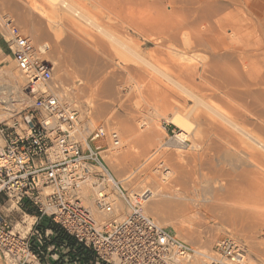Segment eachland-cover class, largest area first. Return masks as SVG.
<instances>
[{
  "label": "rangeland",
  "instance_id": "1",
  "mask_svg": "<svg viewBox=\"0 0 264 264\" xmlns=\"http://www.w3.org/2000/svg\"><path fill=\"white\" fill-rule=\"evenodd\" d=\"M65 1L68 3L69 8L78 11L82 16V18H75L76 16L74 17V15L71 16L76 20V22L73 20V18L71 19L75 23H77V25L80 26L82 29H85L87 33L92 32L91 37L97 36V38H102L101 40H103L104 42L100 40L101 44H97V43L95 44L93 42L92 44L91 40L90 43L88 42L90 38L86 39V36L84 35L80 36V34L78 36L75 27L73 28L71 23L68 22L67 20L68 18H70V15L68 16V14L70 13H67V11L61 13V10L64 11L65 9L57 6V8L60 9L58 10L55 7V5H51L53 8L55 7L57 9L56 10L54 8L56 12L48 8H44L43 9L44 11L40 10L37 12L36 10H34L35 3L33 2V0H0V23L4 17L11 19L13 23L22 31L24 37L30 42L36 56L39 59L49 63L50 67H52V74L54 79L58 81L62 86L68 88V90L70 91L69 100L76 108L79 109L83 124L88 125L89 129H91L90 131L93 132V138L91 143L92 147L96 149V151L98 152L99 157L102 159L107 170L114 177L115 180H121L129 176L125 181H122L120 186L125 188L127 191L129 190L130 192H134L136 194L142 193L145 195L144 198L146 197L150 198L147 199L145 208L148 207V205H150L156 199L161 198L159 197L160 192L157 194L156 190L157 192L160 191L161 187H165L168 183L167 182L168 178L163 177L164 173H166L165 171L166 168L172 167L171 169H174L175 171V169L177 168L176 165H179L178 163L180 164L184 163L188 166L186 167L187 171L188 169L190 170V168L194 169V164H193L194 161L192 159L193 153H197L198 151H201L202 148L205 147V145L207 146V144H208V148L211 149V147H209V143L210 145L215 147L217 146V144L218 145L220 144L221 147L218 146L219 154L221 151H224L221 152V154H223L224 156H227L228 154V157L222 159L224 157L221 158L220 157L221 154L219 155L217 153L220 157L219 158L218 155L215 153L218 152L217 149L216 150L212 149L211 152L217 155L218 158H214L216 156L210 153L211 155L208 158H210V160L212 161L207 162L208 161L207 159V161L202 163L203 165L197 167L196 177H198V181L201 182V180L204 179L203 177L206 178L210 175V177L206 178V180L209 179L211 181L210 178L216 175L215 168L217 169L220 168L221 166H222L221 168L224 169L227 168L226 170L230 172L228 174L232 173L231 174L232 176L236 172L235 175H238L239 179H236L237 177L234 178L235 176H233L234 180H232L233 179L232 176L226 174L227 176H231L228 177L230 178L228 179L229 182H227V180L226 182L232 185L234 182L237 184L238 182L237 180H239L240 181L238 182L240 184L239 187L248 195V197L252 195V192H254L253 190L256 191L258 195L257 197H259V199L258 202L256 203V208L252 209V212H254L256 216H258L256 217V219L258 218L259 220L257 221L259 222H257L256 220L251 222L246 221L245 218L243 220L238 219L235 221H230V219L227 218V216H224L221 213L219 214V212L217 211H212L211 213H208V215H205V217L194 216L195 218L193 217V220L190 222H180L182 221L183 218L181 217L179 218L177 216L179 210L176 207V205L172 203L173 200L163 199V201H165L166 203L165 202L163 203L162 208L168 217L166 218L167 220L165 225H163V227L168 228L175 235L176 234L179 235L186 241L183 240L182 238H179L180 240L192 246H196L199 249H210L218 240L226 237L239 240L248 248V251L255 260L261 261V258L258 256H259V252L262 253V250L264 253V151L261 150L262 148L260 149V147L257 146V143L260 142L261 145L262 144L264 145V86L257 85L254 82H252L253 84L252 86H246V84L242 85V88L239 89L241 90L242 93L239 92L235 93L232 87H228V93L225 94L224 96H220V94L217 95L218 93L211 94L213 92V87L216 86V84H212L211 82L208 81L214 80L216 83L217 81L222 83V81L219 80L220 76L217 77V79L215 80L216 76L212 75L211 77L210 76L211 74H209V78L204 79L205 81L204 80L202 81L198 75H197L198 77L195 76L193 81H199V82H194L196 83L194 88L190 87L189 85L190 83H192V81L186 79L188 80L187 81L189 83L188 84L185 83L186 80L184 81L181 80L182 83L184 82L183 85L185 87L186 85L187 87H190L188 88L189 91L192 90L189 93L187 92L188 89H186L187 95L181 93L178 90V92L180 93L179 94L177 92V89L174 90L175 87L172 86V83H174L175 81L176 83L178 81L180 82V80H177L179 79V77L176 78L179 67L176 68L175 66L178 64V62L179 63L184 62L183 64L187 66L195 65L198 66L199 68L202 67L206 68L205 66H203L205 63L209 65L210 63L214 64L215 62L216 64L214 65L217 66L218 68H221V70L223 68L222 66H224L223 64H225V66L228 68L227 70L228 71L231 70L233 72L235 71V66H240L241 68L243 67L241 70L240 68H238L240 71L245 72L244 70L246 69L247 70L246 72L252 71V73H254V76L252 77L250 76L252 74H249L248 72L247 75H245L244 77V83H245V79L247 78L256 79L255 68H258L257 66H259L262 69L259 61L254 57H248L246 55V52H244L243 49H241V47L239 48L238 46H236V42L243 43L244 38L234 35L228 36L227 34H222L219 32L212 33L210 35L205 34L199 37L206 38L209 44V48L201 47V48L191 49L189 47L190 48L189 49L188 47L184 48L182 46L181 43L183 42V38L185 40L191 41L196 37L190 35V33H188L187 31L182 33L180 37H177L178 38L177 40L175 39L176 41L180 40L179 41L180 43L176 42L175 40L170 41L168 39H165L164 36L160 37L158 35L157 36L154 35L155 33L154 28H153L154 36L151 35L152 32L147 33L150 35H146V32L149 29L148 28L146 30L147 27L154 25L157 26L158 24H159L158 26H160L161 24L164 27L167 26L170 28L171 26H175L184 19L181 13V9H179L180 11L174 12L175 9L172 6H182L181 3H177V1L174 0L162 1L163 3L161 2L158 3V1L156 3L155 2L156 0L155 1L154 0H110V1L109 0L106 1L105 0H65ZM113 1L115 3H112ZM252 1H254L255 3L254 8L252 9L257 10L260 13V15H258V18H260L264 22V6L261 7L260 4L258 3V0H252ZM113 4H116L114 9L112 7ZM117 5L118 7H116ZM45 6H50V5L46 3ZM212 6L213 9H217L220 12H226V14L231 19V21L240 20L245 17L240 9L230 4L229 0H212ZM110 7H112L113 10H111ZM68 12H71V15L73 13L71 9ZM122 12H124L125 14ZM42 15L45 17H43ZM64 15L68 16V18ZM127 16L129 19L133 18L130 21H133L135 19L134 21L138 22L137 23L138 25L136 24L138 28L139 27L141 28L139 24L142 25L143 28L145 26L144 29L145 32L143 28H142L143 31L141 30L143 34L145 33L144 35L142 34V32L140 33L136 32L139 29L137 30V28L135 27L136 25L134 21L132 22L134 24L131 23L128 24L129 19L126 20ZM86 20L92 22L94 26L96 25V27L98 28L100 27L102 30L104 29V31L106 30L107 33L109 32L110 33L109 35H111L114 38V41L110 42L109 39L107 38L104 39L100 33H97L98 34L97 35L95 33L96 32L95 28L87 26L88 24L86 23ZM124 22L128 25H125ZM5 34H6L5 29L3 27H0V85L6 87V85L4 84H7L9 81L7 74L9 71H12L14 74H16V77L20 83L18 84L19 86L16 90H18L19 88L23 89V83L15 69L11 51L6 43ZM36 39H37V43L38 41H41L40 42L41 44L39 43L38 45L40 46V48L35 47L37 45L36 42H34L35 45L33 43V41L34 40L36 41ZM153 41L155 42L153 43ZM161 41L162 42L164 41L166 44L161 45L164 44ZM73 43L76 45V47L79 46L81 49H84L86 51V53L81 52L84 53L85 57L83 56V54L80 55L81 53L78 54L79 53L78 50H76L77 51L76 53L74 48L75 45ZM69 44L70 45L73 44L74 47H72V45L70 46ZM123 46L124 49H126L127 53L125 52L124 49H122ZM173 46H177V47L173 48ZM114 49L116 50L117 53L115 52ZM183 50L185 52H183ZM165 51L169 53L170 56H173L174 59L173 57H170L169 54L167 57V53ZM129 52L131 55L129 54ZM176 53H181L182 55L184 54L183 58L185 60L177 61L176 60L177 56L175 55ZM157 55L159 56V58L162 59H159ZM213 55L214 57L216 55H220L222 56V58L220 59L219 58L220 56H218L220 60L216 59L217 57L214 60L212 59ZM223 55H225L224 58ZM262 57L263 56H261L260 58ZM138 58H140L141 60ZM168 58L172 59V60L170 59V62L172 61L174 63L177 61L175 63V66L172 62L171 63L169 62ZM143 63L146 64L143 65ZM147 63L150 64L151 67L154 66V69H156L157 71L159 72L161 71V73L163 72L162 74L169 76L168 78L170 79V81L168 82V80H166L165 77L161 78V76L163 75H157L161 73L155 72V70H151L149 66L147 67ZM211 64L209 65L210 67L213 66ZM169 69L177 71V73L175 72L176 75H172L174 71H171ZM210 69L212 71V68ZM166 70L170 71V72L168 71L169 74ZM215 70L217 72L216 67L213 68V71ZM171 79L172 81L174 80L175 81L171 82ZM200 82L206 85H202ZM162 83H164L165 85ZM198 83L199 86L197 85ZM191 86L193 85L191 84ZM196 86L198 88H201L202 86L203 89L199 90L198 88H196ZM170 88H172L173 91ZM0 91L6 92L7 89L6 90L1 89ZM160 92L162 95L160 94ZM188 93L189 94L195 93L194 95L196 97L198 95L199 98L200 97L203 98L206 96L207 97L205 99L206 104H210V105L216 104L215 106L217 107L220 106L221 108L219 107L218 108L220 109V114L224 117V119H228V121L230 122L233 121L234 123H236V126L238 128L240 127L239 129L243 130V132L247 133L248 136L250 135V138L253 137L254 139L252 138L251 140L250 138L246 137L247 139L251 140V141L249 140L247 141L245 136L240 134L238 131L236 132L231 127L229 129L228 126L226 127L228 131L225 130L223 127V129L225 130V134L227 135L226 136L227 139H225L224 131H223V135H221L222 128H220L221 133L218 132L220 127L218 124L217 125L219 127L216 126L218 127V129L216 128L217 130H215L213 129V127L211 128V126L214 125L212 120L205 121L206 118L205 119L204 117L202 118L203 115H201L199 119L195 118L197 115L195 114L194 116V113H197L199 109H200L199 113L200 111L201 112L203 111L201 110L202 108H198L197 110L192 111L193 108H191V106L193 107L194 101L191 97L188 98V96L192 95V94L188 95ZM206 93L207 95H205ZM209 93L213 96L215 95L216 96L212 98V96ZM201 94L204 95L202 96ZM164 98L167 100H163ZM175 100L176 102H174ZM165 101L166 102L169 101L168 103L170 105H172V103L175 104L174 111L180 113L179 116L181 118L185 116L184 120L186 121L185 122L186 125L187 126L190 125L189 126L190 130L188 131L190 134L189 138H192V136L195 135L197 127L198 129L201 128V130L199 129L201 132L202 131L204 132V130L207 129L205 131L207 134L203 133V135L206 136L203 144H200L201 147L199 146V144H197L198 147L196 145L194 149H192L191 147L193 146H191L192 144H190V142L182 144L183 146L180 145L181 147H179V144H177V142L175 141V136L178 134L179 130L173 124L170 123V120L172 119L174 113L169 112L171 108L170 109L168 108L171 106H168V104H167L168 110L165 108L166 106L164 104ZM176 105L178 107H176ZM173 107L174 106L172 105V108ZM200 120L202 121L200 122ZM123 125L124 126L127 125L129 127V133L133 135L136 134L138 135V137L141 136L142 141L135 143L136 145L134 147H132L134 144L131 145L130 150L133 149V151L131 150L133 155L131 154L130 157L124 156V158L122 159L123 162L121 161L120 166H116L112 160L106 161V159L103 158V155H105L103 153L107 149L113 148L112 139L110 138L111 132H117L115 134H117L118 140L120 141V146H119L120 153L123 154L126 152L127 150V147L125 146L126 135L122 128ZM204 126L206 128L202 129V127L204 128ZM209 126L210 128H207ZM229 130L234 134L229 132ZM100 133H103L105 137L104 138L105 140L104 139L102 140V142H104L103 144L102 142H100L101 140L99 141V139L97 138L100 137L98 136ZM237 133H239L240 135H238ZM230 134L232 135L231 137L229 136ZM210 137L212 140H214V142L209 141ZM215 138H217L218 142L215 141L216 140ZM239 138H241L242 142L240 141ZM254 140H256L257 142L256 141L254 142ZM211 142L212 143L216 142V144L213 145L211 144ZM221 143L223 146L221 145ZM108 145H110V147ZM263 150H264V146H263ZM257 151L259 152L258 154ZM224 153L227 154L225 155ZM248 153L251 154L256 153L255 156H257L258 159H256L257 157L255 156L253 157L254 154L251 155V157L255 158L254 161L256 160L255 161L256 163H254V161L252 160L253 158L251 159L249 156L250 154ZM134 155L136 156L132 158V156ZM211 156L213 157V159H211L212 158ZM214 159L215 160L217 159L216 162ZM221 159L223 160V162L221 161ZM176 160H178L179 162ZM250 160H252V163ZM109 162L111 164H109ZM219 165L221 166L218 167ZM210 167L212 169L214 168V170H212ZM241 167H243L242 169L245 171L246 174L242 173L241 170H240L241 174L239 173L240 175L237 173V171ZM231 168H233V172L229 171L231 170ZM234 169L235 170L237 169V171H234ZM241 175L243 177H241ZM173 176L175 175L173 174ZM194 177L195 176H193V178ZM150 183H152L151 186ZM159 185L160 187L158 188L157 186ZM200 185L202 184L200 183ZM204 185L206 184H203L202 186ZM210 187L212 188V186ZM209 188H207L208 192L206 189V194L202 193L204 194V196L208 195L205 197L211 196L207 194L209 193V191L211 192V189ZM147 190H150V192L152 193V195H150L149 193V197L147 196L148 194H146ZM199 194H201V192ZM11 210L13 211L9 214V211ZM0 212L10 217L11 225L15 227V231L21 232L22 235L24 234L29 235L32 232L30 231V228L34 223V219L24 217L18 209H16L14 206L11 207V203L8 202V200L3 196L0 197ZM149 216L155 220V218L152 215ZM252 222L258 225H254V224L251 225ZM16 225L18 226L16 227ZM50 238H53V236H50ZM262 260H264V258H262ZM0 264H3L2 257H0Z\"/></svg>",
  "mask_w": 264,
  "mask_h": 264
},
{
  "label": "built area",
  "instance_id": "2",
  "mask_svg": "<svg viewBox=\"0 0 264 264\" xmlns=\"http://www.w3.org/2000/svg\"><path fill=\"white\" fill-rule=\"evenodd\" d=\"M0 27L23 83L0 94V197L11 207L48 219L101 264H264L239 240L226 237L199 249L147 215L145 195L116 184L92 147L93 132L49 63L11 19L4 17ZM110 138L118 140L115 132ZM36 226L34 219L32 232L22 235L0 212L3 264H40L30 237L40 245L52 233Z\"/></svg>",
  "mask_w": 264,
  "mask_h": 264
},
{
  "label": "bare ground",
  "instance_id": "3",
  "mask_svg": "<svg viewBox=\"0 0 264 264\" xmlns=\"http://www.w3.org/2000/svg\"><path fill=\"white\" fill-rule=\"evenodd\" d=\"M106 1V0H105ZM110 1V0H109ZM155 1V0H154ZM157 1H158V3L159 2H161V3H163L162 1H166V0H156L155 2L157 3ZM174 1H177V3H181L182 4V6H172L174 9H175V11L174 12H176V11H180L179 9H181V13H182V16H183V20L181 21V22H179L178 24H176L175 26H171L170 28L169 27H164L163 25H161L160 24V26H156V25H154V26H150V27H147L146 28V30L148 29V31L146 32V35H150V34H147V33H151V35L152 36H154V35H158V36H160V37H165V39H168V40H177L178 38L177 37H180V35H182V33H184L185 31H187L188 33H190V35H192V36H195L196 38H194L193 40H185L184 38H183V42L181 43L182 44V46L184 47V48H209V44H208V41L206 40V38H203V37H199V36H203V35H205V34H212V33H222V34H227L228 36H230V35H234V36H240V37H243L244 38V41H243V43H238V42H236V46H238L239 48L241 47V49H243V51L244 52H246V55L248 56V57H254L255 59H257L258 61H259V63H260V65H261V67H262V69L259 67V66H257L258 68H255V73H256V75H255V77H256V79L255 78H247V79H245V83H244V77H245V75H247V73L249 72V74H252V75H250V76H254V73H252V71H248V72H246L247 70L245 69L244 71L245 72H242V71H240L242 68L240 67V66H235V71L233 72V71H231V70H227L228 68L225 66V64H223L224 66H222L223 68H222V70H221V68H218L217 66H215L214 64H216L215 62H214V64L212 63H210L211 65H213L212 67H210L207 63H205L203 66H205L206 68H204V67H202V68H199L198 66H193V65H191V66H187V65H184L183 63H179L178 62V64L175 66V63L177 62V61H184L185 59L183 58L184 56V54L182 55L181 53H176L175 55L177 56L176 58V62H172L173 64H174V66L176 67V68H178L177 70H178V74H177V76H176V78L177 77H179V79H177V80H180V82L178 81L177 83H176V81L174 82V81H172V79H171V82H174V83H172V86H174L175 87V89L174 90H176L177 89V92H178V90L181 92V93H184V94H186V89H188V88H190V87H193L194 88V86L196 85V83H194V82H199V81H193L194 80V78H195V76L196 77H198L199 76V78L203 81L204 79H206V78H209V74H211L210 76L212 77V75H214V76H216L215 77V80L217 79V77H219L220 76V79L219 80H221L222 81V83H220L219 81H217V83L214 81H208V82H211L212 84H216V86H214L213 87V92L212 91H210V92H212L211 94H217V95H219L220 94V96H224L225 94H227L228 93V87H232L233 88V90L235 91V93L236 92H239V93H242L241 92V90H239L240 88H242V85H245L246 84V86H252L253 84H252V82H254L255 84H257V85H263L264 86V71H263V69H264V22H263V20H261L260 18H258V15H260V13L257 11V10H253L252 8H254V6H255V3H254V1H249V0H229V2H230V4H232L234 7H237L238 9H240L241 11H242V13L244 14V18H242V19H240V20H236V21H231V19L228 17V15L226 14V12H220L219 10H217V9H213V6H212V0H174ZM33 2L35 3V6H34V10H36L37 12L38 11H40V10H43L44 8H48V9H51L52 11H54V12H56L55 11V9L57 8V6H59V7H61V8H63V9H65L64 11L63 10H61V13L63 12H65V11H67V13H70V14H68V16L70 15V18H68V16H66V15H64V16H66L67 18V20H68V22H70L71 23V25H72V27L74 28L75 27V29H76V32L78 33V36H79V34H80V36H82V35H84V36H86V39H89V43H90V40H91V43L93 42V43H97V44H101V41L102 42H104L103 40H101L102 38H97V36H93V37H91V33H87V31L85 30V29H82L80 26H78L77 25V23H75L76 22V20L73 18V17H71V16H73L74 15V17L75 18H82V16H81V14L78 12V11H76V10H74V9H72V8H69V6H68V3L65 1V0H33ZM48 3L50 6H45V4L46 3ZM110 3V2H109ZM112 3H115L114 1L112 2ZM258 3L260 4V6L261 7H263L264 6V0H258ZM118 4V3H117ZM51 5H55V9L51 6ZM114 5V6H113ZM112 5V7H113V9H114V7H115V5L116 4H113ZM119 5V4H118ZM118 5L116 6V7H118ZM175 5H176V3H175ZM121 6V5H120ZM112 7H110L111 8V10H113L112 9ZM58 9V8H57ZM56 9V10H57ZM70 9L72 10V15H71V12H68V11H70ZM119 9V8H118ZM33 10V11H34ZM58 10H60V9H58ZM35 11V12H36ZM44 11V10H43ZM118 11V10H117ZM116 11V12H117ZM42 12V11H41ZM46 12V11H45ZM58 12V11H57ZM157 12V11H156ZM122 13H124V12H122ZM66 14V13H65ZM121 14V13H120ZM125 14V13H124ZM128 14V13H127ZM131 14V13H130ZM44 15V14H43ZM42 15V16H43ZM118 15V14H117ZM43 17H45V16H43ZM129 17H130V15H129ZM71 18H73V20L75 21H73ZM135 18V17H134ZM65 19V20H66ZM119 19V18H118ZM125 19V18H124ZM129 18H128V16L126 17V20H128ZM133 18H130L129 19V23L128 24H134V23H132L133 21H130V20H132ZM100 21H102V20H100ZM122 21H124V20H122ZM126 22V21H125ZM124 22V23H125ZM135 22V25L138 23V22H136V21H134ZM78 23H80V22H78ZM86 23L88 24L87 26H90V27H92V28H95V33L97 34V33H100L102 36H103V38L104 39H109V41L110 42H113L114 41V38L111 36V35H109L110 33L108 32H106V30L104 31V29L102 30L100 27V29L98 28V27H96V25L94 26L93 25V23L92 22H90V21H88V20H86ZM115 23V22H114ZM83 24H85V23H83ZM128 24H126L125 23V25H128ZM70 25V24H69ZM82 25V24H81ZM113 25V24H112ZM138 25V24H137ZM135 26L136 28H137V30L138 31H136L137 33H140V32H142L144 29H145V26H144V28L142 27V25H140L139 24V26H141V28L139 27L138 28V26ZM25 26H26V24H25ZM84 26V25H83ZM133 26V25H132ZM132 26H130V27H132ZM163 26V27H162ZM22 27H23V25H22ZM71 27V26H70ZM89 27V28H90ZM115 27V26H114ZM135 27H134V29H135ZM160 27V28H159ZM121 28V27H120ZM142 28H143V30H142ZM153 28H154V35H153ZM162 28H164V29H162ZM170 29V30H168V29ZM74 29V30H75ZM115 29V28H114ZM167 29V30H166ZM131 30V29H130ZM142 30V31H141ZM152 30V31H151ZM109 31V30H108ZM144 32H145V30H144ZM30 34V33H29ZM142 34H143V32H142ZM145 34V33H144ZM143 34V35H144ZM33 35V34H32ZM98 35V34H97ZM83 36V37H84ZM198 36V37H197ZM100 37V36H99ZM146 38V37H145ZM181 38H182V36H181ZM35 39V38H34ZM38 39V38H37ZM37 39H36V41L34 40H32L33 41V43L34 42H36L37 43ZM85 39V38H84ZM98 39V40H97ZM148 39H149V36H148ZM180 39V38H179ZM101 40V41H100ZM161 40V39H160ZM175 40V41H176ZM87 41V40H86ZM180 40H178V41H176V42H179ZM41 41H38V43H37V45L35 46V47H38V48H40V46H38L39 45V43H40ZM99 42V43H98ZM118 42V41H117ZM155 41H153V43H154ZM162 42V41H161ZM160 42V43H161ZM174 42V41H173ZM92 43V44H93ZM157 43V42H156ZM162 43H164V44H161V45H165L166 43L163 41ZM180 43V42H179ZM41 44V43H40ZM74 44V43H73ZM73 44H71L72 45V47H74V45ZM159 44V43H158ZM168 44V43H167ZM34 45H35V43H34ZM43 45V44H42ZM41 45V46H42ZM70 45V44H69ZM70 45V46H71ZM160 45V46H161ZM169 45V44H168ZM77 46H78V44H77ZM172 46V45H171ZM178 46V45H177ZM177 46H173V48L174 47H177ZM79 47V46H78ZM78 47H76V45H75V51L76 50H78L79 51V53L78 54H80L81 52H84V53H86V51L84 50V49H81L80 47V49L78 48ZM113 47V46H112ZM116 47V46H115ZM167 47V46H166ZM76 48H78V49H76ZM126 48V47H125ZM170 48V47H169ZM189 48V49H190ZM116 49H118V48H116ZM122 49H124V46H123V48ZM121 49V50H122ZM177 49V48H176ZM115 50V49H114ZM119 50H120V48H119ZM118 50V51H119ZM125 50V52H126V49H124ZM196 50V49H195ZM176 51V50H175ZM114 52V51H113ZM115 52H116V50H115ZM166 52V51H165ZM169 52H170V50H169ZM183 52H185L184 50H183ZM76 53H77V51H76ZM84 53H81L80 55H82L83 54V56L85 57V55H84ZM117 53V52H116ZM124 53V52H123ZM127 53V52H126ZM158 53V52H157ZM167 53V52H166ZM129 54H130V52H129ZM160 54V53H159ZM168 54L169 53H167V57H168ZM131 55V54H130ZM136 55V54H135ZM162 55V54H161ZM160 55V56H161ZM166 55V54H165ZM172 55H173V53H172ZM87 56V55H86ZM152 56V55H151ZM169 56H170V54H169ZM218 56H220V55H216L215 57H214V55H213V57H212V59H214L215 60V58L216 59H221L222 58V56H220L219 58H218ZM224 56L225 55H223V58H224ZM261 56H263L262 58H260ZM83 57V58H84ZM153 57V56H152ZM157 57L159 58V56L157 55ZM156 57V58H157ZM170 57H173V56H170ZM82 58V59H83ZM127 58V57H126ZM133 59V58H132ZM137 59V58H136ZM138 59H140V58H138ZM159 59H162V58H159ZM158 59V60H159ZM171 59V58H170ZM170 59L168 58V60H169V62H170ZM173 59H174V57H173ZM219 59V60H220ZM141 60V59H140ZM172 60V59H171ZM142 61H143V59H142ZM145 61V60H144ZM151 61V60H150ZM153 61V60H152ZM167 61V60H166ZM170 62V63H171ZM133 63H135V62H133ZM142 63V62H141ZM149 63V62H148ZM147 63V67L149 66L150 67V69L151 70H155V72H159V71H157L156 69H154V66L153 67H151V65L150 64H148ZM167 63V62H166ZM146 64V63H145ZM144 63H143V65H145ZM187 64V63H186ZM207 64V65H206ZM169 65V64H168ZM257 65V64H256ZM201 66V65H200ZM129 67V66H128ZM170 67V66H169ZM217 68V72H216V70L215 71H213V68ZM156 68V67H155ZM166 68V67H165ZM172 68V67H171ZM210 68H212V71H211V69ZM238 68H240V70L238 69ZM263 71H261L260 69ZM149 69V68H148ZM168 69V68H167ZM174 69V68H173ZM220 69V70H219ZM169 70H171V69H169ZM169 70H166L167 72L169 71ZM175 70V69H174ZM174 70H171V71H174ZM218 70H219V72H218ZM252 70V69H251ZM143 71V70H142ZM165 71V72H166ZM166 72V73H167ZM170 72V71H169ZM169 72H168V74H169ZM175 72L177 73V71H174L173 73H172V75H176L175 74ZM232 72H233V74H232ZM251 72V73H250ZM146 73V72H145ZM159 73H161V71L159 72ZM163 73V72H162ZM157 74V75H163V76H161V78L162 77H165V79L166 80H168V82L170 81V79L168 78L169 76H166L165 74ZM170 73V74H171ZM207 74H208V76H207ZM232 74V75H231ZM8 78H9V81H8V83L7 84H4V85H6V87H4L3 85H0V90L1 89H4V90H6L7 89V92H10V91H18V90H16L17 88H18V84H20L19 83V81H18V79H17V77H16V74H14L12 71H9L8 72ZM149 75V74H148ZM198 75V76H197ZM154 76V75H153ZM207 76V77H206ZM149 77H151V76H149ZM172 77V76H171ZM159 79V78H158ZM186 79H188V80H190V81H192V83H188L187 81L188 80H186ZM211 79V78H210ZM252 79V80H251ZM181 80L182 81H184V80H186L185 81V83H188L189 85H190V87H187V85H186V87L183 85V83L181 82ZM199 80V79H198ZM151 81V80H150ZM157 81V80H156ZM161 81V80H160ZM164 81V80H163ZM205 81V80H204ZM206 81V82H207ZM154 83V82H153ZM201 83V82H200ZM161 84V83H160ZM162 84H164V83H162ZM191 84L193 85V86H191ZM202 85H206V84H204V83H201ZM165 85V84H164ZM163 85V86H164ZM188 85V86H189ZM198 86H199V83L197 84ZM208 85V84H207ZM161 86V85H160ZM171 86V87H172ZM167 88V87H166ZM196 88H198L197 86H196ZM195 88V89H196ZM205 88V87H204ZM162 89V88H161ZM171 90H172V88H170ZM195 89H193V90H195ZM199 90L200 89H203L202 88V86H201V88H198ZM165 90V89H164ZM169 90V89H168ZM170 90V91H171ZM197 90V89H196ZM161 91V90H160ZM163 91V90H162ZM173 91V90H172ZM190 91H192V90H190ZM190 91H189V89H188V91L187 92H189L190 93ZM2 91H0V94H2L1 93ZM157 92V91H156ZM166 92H168V91H166ZM165 92V93H166ZM194 92V91H193ZM198 92V91H197ZM196 92V93H197ZM204 92V91H203ZM207 92V91H206ZM209 92V91H208ZM164 93V94H165ZM179 93V92H178ZM188 93V95H191V94H189ZM160 94H161V92H160ZM174 94V93H173ZM172 94V95H173ZM177 94V93H176ZM180 94V93H179ZM195 94V93H194ZM194 94H192L191 96H188V98L189 97H191L192 99H193V101H194V105H193V107L191 106V108H193L192 109V111H195V110H197L198 108H202L201 110L203 111V112H201L200 111V113H199V110H198V114L197 113H194V116H195V114L197 115L195 118H200V116L201 115H203L202 116V118L204 117V119L206 118V120L205 121H207V120H212V122H213V124L214 125H212L211 126V128L213 127V129H215V130H217L218 129V127H219V131L218 132H220L221 133V131H222V133H221V135H223V131H224V137H225V139H227L226 138V134H225V130H227L228 131V129L226 128L227 126H228V128L230 129V127L231 128H233L236 132L238 131L240 134H242L243 136H245V138L246 137H248V138H250V135L248 136L247 135V133H245V132H243V130H241V129H239L237 126H236V123H234L233 121V124H232V122H230V121H228V119H224V117L220 114V109L219 108H221L220 106H215V105H210V104H206L205 102V99L207 98L206 96L205 97H203V98H199V96L197 95V97L194 95ZM210 94V93H209ZM210 94V95H211ZM162 95V94H161ZM160 95V96H161ZM166 95V94H165ZM187 95V94H186ZM194 95V96H193ZM202 96L204 95V94H201ZM205 95H207V93L205 94ZM239 95H241V94H239ZM176 96H178V95H176ZM212 96V98H214L215 96H213V95H211ZM162 97V96H161ZM167 98V97H166ZM172 98H174V97H172ZM190 98V99H191ZM160 99V98H159ZM183 99V98H182ZM163 100H167V99H163ZM184 100V99H183ZM209 100V99H208ZM170 101V100H169ZM168 101V102H169ZM210 101H211V99H210ZM166 102V101H165ZM164 102V104L167 106V104H168V106H171V107H169L168 108V106L166 107L165 105V108L167 109H170V111L169 112H173L172 114H173V117H172V119L170 120V123L171 124H173L176 128H178V130H179V132H178V134L175 136V141L177 142V144H179V147H181V146H183L182 144H185V143H187V142H190V144H192L191 146H193V147H191L192 149H194V147L197 145V144H199V146H200V144H203V142H204V139H205V136L203 135V133H206L205 131L207 130H204V132L202 131H200L201 130V128H199L198 129V127L196 128V132H195V135H193L192 136V138H189V126H187L186 125V121L184 120V117L183 118H181L180 116H179V114L180 113H178L177 111H174L175 110V104H173L172 103V105L174 106L173 108H172V105H170L168 102H166L165 103ZM174 102H176V100L174 101ZM184 102V101H183ZM176 107H178L177 105H176ZM167 109V110H168ZM179 109V108H178ZM223 111V110H222ZM190 114H191V112H190ZM228 115V114H227ZM188 116V115H187ZM193 116V115H192ZM242 116V115H241ZM208 118V119H207ZM243 118V117H242ZM194 119V118H193ZM197 119V120H198ZM244 119V118H243ZM187 120V119H186ZM203 120V119H202ZM202 120H200V122L202 121ZM242 121H245V120H242ZM168 122V121H167ZM209 122V121H208ZM222 122H223V124H222ZM211 123V122H210ZM219 126H218V125ZM221 124H222V126H221ZM125 125V124H124ZM123 125V130H124V132H125V140H126V142H125V146L127 147V150H126V152L125 153H123V154H121L120 153V151H119V146H120V141L119 140H117L116 142H112V145H113V148H111V149H107L106 151H104V153L103 154H105V155H103V158L104 159H106V161H108V160H112L114 163H115V165L116 166H120V163H121V161H122V159L124 158V156H127V157H130L131 156V154H132V151H133V149H131L130 150V147H131V145H133L132 147H134L136 144L135 143H138V142H140V141H142V139H141V136L140 137H138V135H136V134H131V133H129V127L126 125V126H124ZM194 126V125H193ZM215 126V127H214ZM216 126H218V127H216ZM223 127H224V129H223ZM194 128V129H195ZM206 127L204 126V128L202 127V129H205ZM207 128H210V126L209 127H207ZM217 128V129H216ZM220 128H222L221 129V131H220ZM212 129V130H213ZM232 130V129H231ZM192 131V130H191ZM214 131V130H213ZM226 131V132H227ZM106 132V131H105ZM212 132V131H211ZM217 132V131H216ZM229 132H231L230 130H229ZM115 133H117V132H115ZM232 134H234L233 132H231ZM239 133H237L238 135H240ZM207 134V133H206ZM215 134V133H214ZM140 135V134H139ZM151 135V134H150ZM210 135V134H209ZM216 135V134H215ZM218 135V134H217ZM98 136H100V137H97L98 139H99V141L100 142H102V140L105 138L104 137V134L103 133H100ZM211 136V135H210ZM230 137L232 136L231 134L229 135ZM234 136V135H233ZM152 137V136H151ZM213 137V136H212ZM218 137V136H217ZM229 137V138H230ZM149 138V137H148ZM220 138V137H219ZM228 138V139H229ZM253 138V137H252ZM252 138H250L251 140H252ZM140 139V140H139ZM144 139V138H143ZM209 139V138H208ZM210 139H211V137H210ZM209 139V141H213L214 142V140H210ZM216 140L215 141H217V138H215ZM240 139V141H241V138H239ZM247 139V138H246ZM246 139H245V141H246ZM254 139V138H253ZM105 140V139H104ZM249 139H247V141H248ZM251 140H249V141H251ZM258 140H260V139H258ZM223 141V140H222ZM225 141H227V140H225ZM224 141V142H225ZM256 140H254V142H255ZM218 142V141H217ZM242 142V141H241ZM253 142V143H254ZM257 142V141H256ZM262 142V141H261ZM104 142H102V144H103ZM250 143V142H249ZM207 144V143H206ZM211 144H213V145H215L216 144V142L215 143H212L211 142ZM255 144V143H254ZM122 145V144H121ZM181 145V146H180ZM221 145H222V143H221ZM225 145H226V143H225ZM224 145V146H225ZM253 145V144H252ZM109 147H110V145H108ZM218 146H220V144L218 145L217 144V146L215 147V146H212V145H210V143H209V147H211V149H209L208 148V144H207V146L205 145V147L204 148H202V150L201 151H198L197 153H193V156H192V159H193V164H194V169H191L190 168V170L188 169V171H187V168L186 167H188L186 164H184V163H178L179 161H180V159H179V161L178 160H176V161H178V162H176V163H178L179 165H176L177 166V168L175 169V171H174V169H171V168H166L165 169V171H166V173H164V175H163V177H165V178H168V180H167V185L165 186V187H161V189H160V191H158L157 192V190H156V193L158 194L159 192H160V195H159V197H161L160 199H156L154 202H152L150 205H148V207H146L145 208V212H146V214H149V215H152L154 218H155V221L158 223V224H160V225H165V223H166V218H168L167 217V214L163 211V208H162V206H163V203L165 202V201H163V199H170V200H173V204H175L176 205V207L178 208V210H179V213H178V217L180 218H183L182 219V221H180V222H190V221H192L193 220V217L195 216H203V217H205V215H208V213H211L212 211H217V212H219V214L221 213L222 215H224V216H227V218H229L230 219V221H235V220H238V219H244L245 218V220L246 221H254V220H259L258 218L256 219V217H258V216H256L255 215V213L254 212H252V209H254V208H256V203L258 202V199H259V197H257L258 195H257V193H256V191L255 190H253L254 192H252V195H250V197H248V195L239 187V183L238 182H240L239 180H237L236 182H237V184L234 182L232 185L231 184H228L227 182H229V180L228 179H230V178H228V177H231L232 175V173L231 174H228V173H230V172H228L226 169H224V168H221L222 166L221 165H219L218 167H220V168H215V173H216V175L214 176V177H212V178H210L211 179V181L209 180H206V178H209L210 177V175L208 176V177H203L204 179H202L201 180V182L200 181H198V177H196V173H197V167H200V165H203L202 163H204L205 161H207V159H208V161L207 162H211L212 160H210V158H208L211 154H213V155H215L214 153H212L211 151H212V149H214V150H216L217 149V151H218ZM223 146V145H222ZM257 146L258 147H260V149L262 150V151H264L263 150V144L261 145L260 144V142H258L257 143ZM176 147V146H175ZM197 147H198V145H197ZM201 147V146H200ZM199 147V148H200ZM221 147V146H220ZM256 147V146H255ZM253 148V147H252ZM260 149H258V150H260ZM128 150H130L131 151V153H130V151H128ZM175 150V149H174ZM197 150V149H196ZM200 150V149H199ZM255 150V149H254ZM176 151V150H175ZM174 151V152H175ZM177 151H178V148H177ZM179 151H181V150H179ZM220 151H221V149H220ZM226 151V150H225ZM261 151V152H262ZM221 152H224V151H221ZM221 152H220V154H221ZM228 152V151H227ZM129 153H130V155H129ZM211 153V154H210ZM216 154L218 153L219 154V151L218 152H215ZM252 153V152H251ZM251 153H248V154H250L249 156H250V158L252 159L255 155H256V153H253V154H251ZM259 152L257 151V154H258ZM217 154V155H218ZM219 154V155H220ZM225 155L227 154V153H224ZM231 154V153H230ZM133 155V154H132ZM212 155V156H213ZM217 155H215L216 157H214V158H218L219 157V155H218V157H217ZM223 154H221V158L222 157H224V158H222V159H225V157H228V154H227V156H222ZM251 155H253V157H251ZM260 155H263V154H260ZM136 155H134V156H132V158L133 157H135ZM185 156V155H184ZM211 156V157H212ZM259 156V155H258ZM213 157L211 158V159H213ZM219 157V158H220ZM255 157H257V156H255ZM154 158V157H153ZM180 158V157H179ZM221 159V161L223 162V160ZM229 159V158H228ZM231 159V158H230ZM254 159L255 158H253L252 160L254 161ZM256 159H258V157L256 158ZM210 160V161H209ZM215 160V159H214ZM217 160V159H216ZM216 160H215V162H216ZM252 160H250L251 161V163H252ZM186 161V160H185ZM256 161V160H255ZM254 161V163H256ZM123 162V161H122ZM206 162V163H207ZM218 162V161H217ZM225 162H226V160H225ZM164 163V162H163ZM173 163V162H172ZM212 163H214V162H212ZM231 163V162H230ZM253 163V164H254ZM109 164H111L110 162H109ZM191 164V163H190ZM123 165V164H122ZM164 165V164H163ZM228 165V164H227ZM257 165H258V163H257ZM175 166V167H176ZM211 166V165H210ZM254 166V165H253ZM204 167V166H203ZM212 167V166H211ZM210 167V168H211ZM224 167V166H223ZM207 168V167H206ZM206 168H205V170H206ZM234 168H237V167H234ZM243 167H241L238 171H237V169L235 170L234 169V171H237V173L239 174L240 173V170L242 171V173H245V171L242 169ZM200 169V168H199ZM212 169V168H211ZM113 170V169H112ZM202 170V169H201ZM212 170H214V168L212 169ZM229 170V169H228ZM164 171V172H165ZM168 171V172H167ZM229 171H232L233 172V168H231V170H229ZM244 171V172H243ZM113 172V171H112ZM210 172V171H209ZM215 173H212V174H215ZM236 173V172H235ZM235 173H234V175L233 176H235L234 178H236V179H239V176L238 175H235ZM173 174L175 175V176H173ZM231 175V176H227V175ZM241 174V173H240ZM239 174V175H240ZM246 174V173H245ZM160 175V174H159ZM244 175V174H243ZM124 176V175H123ZM193 176H195L194 178H193ZM233 176H232V178H233ZM245 176V175H244ZM129 176H127V177H125V178H123V179H121V180H115L116 181V184H118V185H120L121 183H122V181H125L127 178H128ZM133 177V176H132ZM200 177V176H199ZM241 177H243L242 175H241ZM131 178V177H130ZM231 178V179H232ZM234 178L232 179V180H234ZM165 180V181H166ZM204 180V181H203ZM226 180H227V182H226ZM124 183V182H123ZM200 183L203 185V184H206V185H204V186H202V185H200ZM151 184L152 183H150V186H151ZM166 184V183H165ZM210 184V185H209ZM148 186H149V184H148ZM153 186H154V184H153ZM152 186V187H153ZM162 186V185H161ZM164 186V185H163ZM210 186H212V188L210 187ZM146 187V186H145ZM158 188L160 187V185L159 186H157ZM210 187V188H209ZM151 188V187H150ZM149 188V189H150ZM207 188H209V189H211V192L209 191V193H207V194H209V195H211V196H209V197H205V196H208V195H205L204 196V194H206V189ZM156 189V188H155ZM131 190V189H130ZM129 191V190H128ZM147 193L146 194H148L147 196L149 197V193H150V195H152V193L150 192V190H147L146 191ZM153 192H154V190H153ZM201 192V194L202 193H204V194H199ZM207 192H208V189H207ZM129 194L130 195H136V193H134V192H130L129 191ZM158 196V195H157ZM147 198V197H146ZM147 199H150V198H147ZM175 202V203H174ZM166 203V202H165ZM169 205V204H168ZM167 205V206H168ZM171 206V205H170ZM174 206V205H173ZM166 208V207H165ZM176 208V209H177ZM174 212V211H173ZM170 216V215H169ZM177 216H176V218H177ZM174 217V216H173ZM194 217V218H195ZM255 221V222H256ZM257 222H259V221H257ZM256 222V223H257ZM252 224H254V225H258V224H255V223H251V225ZM18 225H16V227H17ZM177 229V228H176ZM176 231V230H175ZM25 235V234H24ZM176 236L178 237V238H182V237H180L179 235H177L176 234ZM214 237V236H213ZM207 238V237H206ZM183 239V238H182ZM213 239V238H212ZM183 240H185V239H183ZM186 241V240H185ZM206 241V240H205ZM203 246V245H202ZM207 247V246H206ZM257 252V251H256ZM258 253V252H257ZM255 255V254H254ZM258 255V254H257ZM258 257H260L261 258V260H262V258H264V253H263V250H262V253L261 252H259V256ZM259 258V259H260Z\"/></svg>",
  "mask_w": 264,
  "mask_h": 264
},
{
  "label": "crops",
  "instance_id": "4",
  "mask_svg": "<svg viewBox=\"0 0 264 264\" xmlns=\"http://www.w3.org/2000/svg\"><path fill=\"white\" fill-rule=\"evenodd\" d=\"M30 216L37 220L36 228L40 231H49L52 233L53 239L59 236V232H62L59 227L52 224L46 218H39L37 213L33 210H28L27 212ZM53 239L43 241L40 245H34V236L30 237L31 247L34 249L38 256V261L40 264H101L98 259L93 255V253L85 248H81L83 252L89 251L92 254L88 256L82 255L80 252L77 254L76 249L79 245L75 242V245L67 246L66 242H62L61 245H56ZM51 247L55 248V251H50ZM86 259V262H84Z\"/></svg>",
  "mask_w": 264,
  "mask_h": 264
},
{
  "label": "trees",
  "instance_id": "5",
  "mask_svg": "<svg viewBox=\"0 0 264 264\" xmlns=\"http://www.w3.org/2000/svg\"><path fill=\"white\" fill-rule=\"evenodd\" d=\"M52 239H53V238H52ZM63 241L67 243V246H69V245L74 246V245H75L74 240H73L71 237H69V236H67L66 234H64L63 232H59V236H57V238L55 237V238L53 239V242H54L56 245H61ZM81 248H82V246H79V248L76 249V253H77V254L80 252L79 250H81L80 253H81L82 255H84V256H88L89 254H92V253L89 252V251L83 252V250H82ZM31 249H32V252L34 253V252H35L34 249H33L32 247H31ZM84 260H85L84 262H86V259H84Z\"/></svg>",
  "mask_w": 264,
  "mask_h": 264
}]
</instances>
